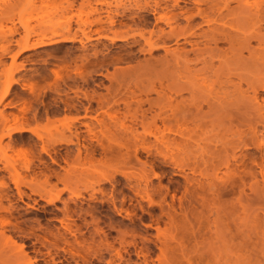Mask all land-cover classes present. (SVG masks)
Instances as JSON below:
<instances>
[{
	"label": "rangeland",
	"instance_id": "1",
	"mask_svg": "<svg viewBox=\"0 0 264 264\" xmlns=\"http://www.w3.org/2000/svg\"><path fill=\"white\" fill-rule=\"evenodd\" d=\"M29 1L30 0H0V48L4 47V49H5L4 50L1 48V50H0V52H1L0 53V96L4 91V88L7 86L6 83H8V85L11 84L9 87V92L7 94V97L3 101H0V111L2 112V115H4V117H7V118L17 117L18 120H20V118L21 119L23 118V120L25 119L27 121L29 120L28 124L27 125L25 124V126L29 127V128H35V133H33V135H32V132H27V131L21 132V133H14L10 137V139L3 138L1 141V146L8 144L10 146V148L12 149L11 150L9 148L8 150H5V152L7 153L6 155H7L8 159H14L15 156H17V155H15L16 151H20L22 153V155L20 153L17 156V158H19V156H21L22 159L26 158L27 161L31 160V163H32L31 169H30L31 172L28 170H26L28 172L23 170L22 171L23 173H22V172H20L22 170L20 167V164H16V166H15L16 169L21 174H23L22 176L25 177V179L30 180V178H34L35 180H32L33 183L38 184V183L43 182L45 175L48 173L49 177H51L48 179V181H49L48 184L52 188L49 187L48 185L46 187V185H45V188H46L45 190L48 191V193H46V194L44 193V194H42L43 196L40 197L37 194L31 193V191L29 190L28 187H26L24 185H20L19 189L21 190L20 192L22 195H19L20 197L18 198L17 190L14 188V186H12L13 184L9 180L8 174H6L8 172L3 170L2 163L0 164V181L5 182L7 184V186L9 187V189L6 187L7 189L4 190V193H6V194H2V196H3L1 199L2 205L6 206L7 204L8 205L11 204L13 207L15 206L14 208H16L15 212H13V215H15V216L10 217L13 219L9 220L10 219L9 218L8 222L13 223V224L15 222L14 225L16 227H17V225L19 226V227H17L16 230H14L11 226H9L8 229L10 231H8L7 235H9V234L13 235V236L12 235L11 236L14 238V240H16L15 242H16L17 246H18V243H19V246L23 245V251L25 250L24 252L27 254L28 257L33 258V256H34L35 258H37L36 262L33 264H43V262L49 260L50 257H52L54 252H55L54 249H49V252H47V250H48L47 244L42 245L40 240L42 238H45L46 241L48 240L47 242L53 241V240H51L52 237H50V238L48 237V236H50L49 234L44 235V233H43L44 229H50V231L52 230L54 232L56 231V229L57 230L59 229L60 231L62 230L61 224L57 221V219H62V217H63L61 212L58 209L62 208V206H63L62 202H64V200H65V202L69 203L70 209H74L75 213L77 212L76 213L77 216L75 215L74 212H72L74 215L73 216L72 213L69 211V216L71 215V217H69L68 221L65 220L66 223H69V228L71 229V232L69 234H66V237L68 236L67 238H69L68 240L70 242L69 248H70V246H74V248L71 247L72 249L71 248L69 249L68 246H65V249H69V251L72 250L71 252H73L74 255H73V257H71L70 255L66 256L67 254H64L67 258V261L63 262L62 264H141L142 258L136 256V252H140V251L143 253H146V259L148 260V262H151L153 264H159V263H156L157 262L156 256L158 255L157 247L160 246V244H161L160 240H162V238H163L162 237L163 236L162 230L166 227H169V226L166 223L167 222L166 217L164 215H160V211H159V208L157 205H161V207L164 205L163 210L166 209L165 208V206H166L168 208V210H171L170 212H172V209H169V207L171 206L175 210V212L177 213L176 217L178 219V218H180V217H178V216H180L179 215L180 206L181 207H187V205H188V206H191V208L193 207L194 210L197 211L201 208L199 202L203 201L204 196L206 197L204 202L206 201L208 204H210V207H213V208H211V213L208 214L209 219L211 220V221L209 220L210 222H212L214 219L213 218L214 215L212 213H215L216 209H219V211H221L222 209L225 208L224 210L228 211L227 209L230 208L229 209L230 211H228V213H231V212L232 213H231V217H230V214L228 215L229 220L228 219L227 220L229 222H231V223H229V226L231 227V231L235 229L234 226L237 224H238L237 228L239 229V227H240V230H242V232L245 234H247V232L250 233L252 231V228H253V234L255 233V230L257 228L258 229L256 232H258V233H260L262 231V229L264 231V228H262L263 227L262 222H264L263 221L264 220V218H263L264 217V182H263L264 171L262 174L259 173L260 171H258L259 170L258 165L255 163L257 161L259 164L258 156H261L263 158V162H264V144H262V142L264 143V138H263L264 137V128H263L264 125H263V123L261 124V123H257L254 121L257 118V116H255V113H254V112H257L256 108H254L255 111H254V109H249L248 111L247 110L243 111V109H241V107H239V110H238V108H233V109L231 108L230 111H232V112H227L228 114L231 113L229 121H228V119L223 118V116L215 118L216 115H215V117L212 115L207 116L206 119H203L204 122H206V123L210 122L212 124L211 126H215L213 128L210 126V123L207 124L208 126H205L206 123L204 124V127L206 128L207 131H208V128H209V130L213 129V131H214L213 134H215V131L221 132V129H222L221 127L222 126L224 127V125H222L223 121H225L224 122L225 124L229 123L228 125L226 124L227 127L230 125H232V127L231 128L228 127L230 129V131H229L230 133L228 132V134H227L229 137L228 136L226 137L225 135H223V137L221 136L219 138L220 135L218 134V137L216 136V137H214V139L213 138L212 139L210 138L208 140L207 139H201V141L199 139L198 141L200 144L196 143V145L198 146V148L200 146V149H198L196 146L197 150L203 152V150H207L206 148L220 149L223 146H227V144L229 145V142L233 141V139H234L233 142L244 140L243 142H245L244 143L245 147H244V145H240L241 147L239 146V149L236 148V150H235L237 152H235V151H233V152L236 153V155H243L244 154L245 158H243L242 163L231 161L230 168H232V169L229 168V169L225 170V168H220L219 170L213 171L209 167L205 168L204 165H200L202 163V161L199 160L200 159L199 157H197V158L191 157V158L187 159V158L183 157V155H181V153H178L176 155L175 161H171V159L168 158L170 152L167 151V147L165 150L164 145L159 143V141L153 139L152 136L148 137L149 139L147 138V140L144 141V144L146 143L144 145L146 148L149 149V146H150L149 150L146 148L144 150L139 149L137 154L135 156H133L132 148L131 147L129 148L130 149V151H129L130 152V158L128 160V163H129L128 164V163H126V161L124 162V160H123L124 159L123 154L125 152L124 149L120 150V153H118L119 155H109L108 152H106V151L104 152L101 145L103 147H106L108 145L107 144L108 139L106 137H103L100 135V133L98 132L99 128H97L98 126H96V124H94L95 127L93 125L91 126V128L93 127L92 129H94V131L92 130L93 131L92 133H87L86 127L84 125H81L79 122L88 123V122H90L88 119H85V120L78 119V121L73 122L71 124V130L70 131L65 129V127L63 126L64 122H67V120L71 117H78L79 115H82L81 113L84 111V108H88L91 110L90 115L92 113L94 114V115L92 114L91 116H94L97 119H102L103 115H102V112L100 110H105L106 107H108L107 106L108 104H112L111 100L114 101V99L116 102H119L117 104L119 106L120 111L117 113V116L119 115L118 117L121 118L120 117L122 115L121 112L124 111V109H122L123 108L122 107L123 102L128 101L130 104L131 103L134 104V106H135L136 101H138V100L143 101V100H150L151 99L150 101L153 102L157 96L155 94V92H160L161 94H166V96L173 99V104H175L179 100H184V99L190 100L193 98V99L199 101L200 105L202 103L203 104V106H202L203 112L204 111L207 112L208 109H207V107L205 108V106H206L204 104L205 102L201 99H204V98H206L205 96L209 95L208 94L209 90H207V89L210 87V84H211V88H213V91H217V89H219L218 83H216V82H215L216 84L211 83V82L215 81V78H214L215 76L213 77L211 70H207L208 72L206 71V72L202 73L201 69L203 68V66L201 63H199V64L196 63V65H195L193 55H188L189 61L187 63H188V66L192 70L190 75H187L186 73L183 72L184 71L183 68H184V66H186L185 63H184L185 65L180 63L181 66L178 64V65H176V68H175L174 67L175 65H172L173 64L172 61L167 60V59H170V56H169L170 53H166V51L171 52L175 48L176 49H183L184 48V50L190 49V47L188 45L182 44L183 40L181 38L178 39L177 44H175V42H174L175 40H173V38L170 39V38H166V37L155 41L157 43L161 42L160 44H162V41L164 42V40L166 39V42H164L165 47H166V51H164V49H157V50L151 51V53H148L145 50L144 51L139 50V48L141 46H143V41L137 35V33L140 32L139 31L140 29L144 30V31L143 30L142 31L145 32L144 33L145 36H147L146 31H148V30H150V31L156 30V32H157L159 29H162V28L164 31H168V29H169L168 26L166 24H164V22L155 23L154 17L151 14H148L149 12L142 11V10H135V13H137V12L138 13L133 18L131 17L133 15H129L130 17H128V15L123 16V17H120V16L117 17L115 15H112L113 18L115 19L113 24H111L108 21L106 23L100 24V26H99V24L98 25L88 24V22L91 21V19H93L95 17V15H93L92 17L88 16L86 13H83L80 10V8L78 7V6H82V5L85 6V3H82L84 0H68L69 2L73 1V4H74V6L72 5V7H70V8H69V6H68V8H66L67 7L66 4L65 3L62 4L58 0H32L33 7H29ZM105 1L107 2V5H98L99 7L97 6L103 12L106 10H109V9L110 10L115 9L116 7H117V9L121 8V10H122L123 6L121 4H123V3H124L123 5H128V3H127L128 0H105ZM166 1L163 2L164 4H161L162 6H165V4H166V6L169 8L168 9L166 7V9H163L164 12L167 13L166 17H172V13L174 11H176V13H173V14H176V16L179 19L177 18L175 23L172 24V26L178 25L181 27H184L186 24L184 16L181 15V13H183L184 11H185V14H186V12L188 14H196L198 12V9L201 8V10L203 9L204 11L206 10L205 12H209V10H211V9L214 10L217 7L218 8L221 7L222 6L221 4L223 3V2L221 3L220 0L218 1V3L216 2L217 0H214L215 3L212 2V4H216V6H212L213 8L209 9V6L211 5V0H206V1L204 0L202 2V4L200 2V4H198V5L192 3L194 6H192V4L189 0H180V1L177 0L178 1L177 6H173L175 4L174 1H176V0H166ZM252 1H254V0H252ZM255 1H258V0H255ZM208 3H210V4H208ZM231 6H234V4H231ZM118 7H120V8H118ZM180 9H181V12L180 11L177 12ZM171 11H172V13L170 15H168ZM224 12L225 11H223V13ZM104 15H106L105 12L101 13V16L103 19H104V17H103ZM145 15H147V16H145ZM125 17H127L129 19H127V18L125 19ZM137 17H138V19H137ZM120 18H121V20H120ZM130 18H132L135 21L142 19V23L144 21L145 24L143 23L141 25V21H138L140 23L137 24L138 22L132 21V20H130ZM139 18H141V19H139ZM144 18L147 20L145 21ZM78 19L81 20L80 25L77 23ZM67 22L70 23L69 24L70 27H67L65 25V23L67 24ZM197 22L201 23V25L198 24ZM192 23H193V25H196V23L198 24V26L200 25L198 27L200 30H206L208 27V25H206L204 22H202V20L199 18H195ZM192 23H190L191 26H193ZM48 25H49V27H46ZM146 25H147V27L144 28ZM212 25L210 24L209 26H212ZM78 26H80V27H78ZM262 27L264 28L263 24H262ZM25 28H27V30H28L27 32H28L29 36L24 31ZM49 28L55 29V30L51 31ZM65 28H67V29H65ZM129 28H131V30L133 29V31L131 32L129 30ZM134 28L136 30L135 31L136 33L134 32ZM47 29L50 30V31L48 30L49 31L48 34L46 33ZM41 30L44 32H42ZM137 30H138V32H137ZM13 32H15V33L13 34ZM196 32H199V30H197ZM34 33H37V34L35 35ZM41 33L45 34V37L50 36L49 38L58 39V40H60L59 37L62 35L71 36L72 34H75L76 38L80 39L81 42L80 43L79 42L64 43V42L57 41V42H54V43L47 45V46L33 48V49L26 51V52H19V49H18V48H20L19 46H21L25 41H27V39H28L27 42L34 43L36 40L41 38L40 37ZM53 33H55V34H53ZM83 33L85 35H83ZM25 34L27 35V39L25 38L26 37ZM38 34H39V36H38ZM54 35H56V37H54ZM113 36H115V37L112 38ZM37 37H38V39H37ZM85 37H88V39H86ZM154 37L153 38L155 40L156 36H154ZM162 39H164V40H162ZM88 40H90V41H88ZM188 40L197 42L199 47L201 46V44H203V40H201L200 38L191 37V38H188ZM200 41H202V42H200ZM251 45L256 46V44L254 42L251 43ZM85 46H86V48H85ZM210 46H213V45L210 44ZM217 46H218V48H220V47L225 48L226 44L225 43H219ZM202 47H203V45L200 48H202ZM144 49H146V47ZM4 51H5V53H4ZM17 51H18V54L20 53L19 55L17 54ZM2 53H4V54L1 55ZM47 53H48L49 57L47 56ZM243 54L245 55V56L242 55L243 61L247 57L246 62L247 61L249 62L248 54L246 52L245 53L243 52ZM13 56H15L14 59H12ZM206 59H208L207 56H206ZM13 60H14V62H13ZM160 60L165 63L166 69H165V66L161 68V64L162 65H164V64ZM165 60L170 61V62L166 63ZM212 60H214V62H212L213 67H214V69H216L217 68L216 66H218L219 62L215 59H212ZM155 61H157V62H155ZM145 62H146V64H145ZM259 62H260V60H259ZM152 63L155 65L156 64L157 65L159 64V65L155 66V65H152ZM169 63H171V64H169ZM19 66H21V67H19ZM151 66L153 67V69L151 68ZM249 66H247V69L248 68L250 69L252 67V66L251 67H249ZM170 67H172V68H170ZM256 67H258V68H256ZM256 67H254L253 70L251 68L250 71L252 70L255 73L263 72L262 65H259V66L256 65ZM255 68L257 70H255ZM122 69H124V70H122ZM199 69L201 70V72ZM247 69H245V70H247ZM167 70H169V71H167ZM179 70H181V71H179ZM193 70H196L198 72H196V71L194 72ZM245 70H243V71H245ZM51 71H52V73H51ZM170 71L173 73H171ZM235 71L236 72L237 71L242 72L241 69H238ZM120 72H123V73L121 74ZM168 73H170V74H168ZM205 73H207V74H205ZM79 74H81V75H79ZM176 74H179V75H176ZM240 74H242L243 78H246L247 74H249V73L246 71V72H242ZM170 75H174L175 78L173 76L170 77ZM185 75H187V76H185ZM204 75H206L207 78H205ZM209 75H212V76L209 77ZM115 76L118 78V80L119 79H120V81L122 80L120 82L121 86H119V87L117 86L116 82L114 81L113 77H115ZM78 77H80V78H78ZM111 77H112V79H110ZM203 78L205 79V81ZM237 78L238 77H236L235 75H229V80L232 81V83L230 82L231 85L226 84V85H224V87L221 88V90L223 89L222 91H225V90L231 91V90H233L232 86L237 85V81H239V83L241 84V87H243L242 90H245V92L243 93V98H245L247 95H248L247 98H250V96H252V92L250 94V90L246 89V86L243 85L244 83H242L243 81L240 79H237ZM134 79L138 80L139 83L137 84L138 81H136V83H134L135 82ZM141 79H142V81H141ZM192 79L198 80L200 82H204L205 88L201 89L202 91L200 90V94H195L198 96H195V95L190 96V94L188 92H185V91H182L183 93H180V95H176V94L172 93L174 91H172L171 88L170 89L168 88L171 86V83H175L174 86H171V87H176V86L178 87V85L186 84V82L188 83L189 81H192ZM201 79L203 81H201ZM206 79H210V80H206ZM225 79H226V77L221 76L220 80L222 82H224ZM123 80H125V81H123ZM143 80H144L145 84H144ZM176 80H178L179 82L178 81L176 82ZM13 81H16V82H13ZM65 81L67 82L68 85L66 84ZM129 81H131V82H129ZM183 81H185V82H183ZM208 81H209V84H207ZM129 84H130V86H129ZM135 84H137V86ZM212 84H214L215 86H213ZM111 85H112V88H111ZM122 85H124V86H122ZM125 85H126V87H125ZM138 85H141L140 87L142 89ZM146 85H147V87H146ZM127 86L129 88H127ZM115 88H117V89H115ZM211 88H209V89H211ZM105 89L109 90V91H106ZM118 89H119V91H118ZM143 89H145L146 91ZM110 90L113 91V92H111L112 94H114V93H116V94H114L112 98H109L111 100H107L108 101L107 104L103 103V105L105 104L104 105L105 107H103L102 103H100V101H102V96L105 93H106L105 95H107V96L104 95L103 97L110 96V95H108V94H110ZM115 90H117V91H115ZM131 90H132L133 94H135L136 96H133V95L129 96L128 95V93L131 92ZM221 90H219V91L222 92ZM141 91H144V93ZM206 91H208V92H206ZM146 92L147 93L149 92V94H146ZM84 93H85V95H87V94L89 95V96L87 95L88 98H85ZM202 93H203V96L200 99V96L202 95ZM91 95L93 97H91ZM94 96L96 97V99ZM99 96H101V98ZM181 97H182V99H181ZM256 97H257V99L255 101H258L257 105H259V103H260V109L262 110V108L264 106V91L259 90L256 94ZM89 98H92V99H90L91 101L89 100ZM120 98L124 101H121ZM247 98H245V99H247ZM119 100L121 101V103ZM97 101H98V104H96ZM88 103H89V105H88ZM246 103H247V105L251 104L249 102H246ZM69 105H72L73 107L72 106L70 107ZM147 105H146V103H142L141 108L143 107L142 108L143 113H144V114L142 113L144 116L143 120L147 117L148 120L146 122H149L151 115H153L155 113V111L157 112V106H155L153 103L151 104V107H149V105L148 106ZM253 105L255 107H257L256 102L253 103ZM74 106H76V108ZM100 106H101V109H100ZM131 106H132V108H134L133 105H131ZM67 107H68V109H67ZM82 107H84L83 110H81ZM148 107L150 108L149 110H148ZM152 107H156V108H152ZM141 108H140V111H142ZM70 110H71V112H70ZM150 110H152V111H150ZM165 110H168V108H165ZM72 111H73V113H72ZM140 111L137 112L139 115H140ZM245 111L248 114L247 113L243 114ZM110 112H112V111H110ZM137 113H136V116L138 115ZM261 113L264 116L263 110L261 111ZM145 114H146V116H145ZM166 114H169V112L167 111ZM166 114L164 113V115H166ZM238 114H240V115H238ZM63 116L65 117L64 118L65 121L62 118ZM241 116H243V119H244L243 123L240 122L242 118L240 119L239 117H241ZM249 116H250V118H252V116H253L252 119H254V117H256L254 120H252L253 123H252L251 119L249 118ZM139 117H137V118L140 119ZM47 118H48V120H47ZM52 118L54 121H51ZM222 118H223V120H222ZM238 118H239V121H238ZM212 120H215V121L212 123ZM232 120H234V121H232ZM47 121L50 122V125ZM62 121H64V122H62ZM220 121L222 122V124ZM92 122H94V121H92ZM219 122L222 126H220ZM232 122L235 125H233ZM236 122L238 123L239 126L240 125L241 126L238 127ZM244 122L245 123L247 122V123L245 124ZM47 123H48V125L46 126ZM124 123L126 124V126L130 125L129 127L133 128V129H134V127H137V129L136 128L135 129L137 130L138 133L143 132V130L141 129V127L138 124L139 123L138 121L136 122L137 125L134 122H130L127 120ZM169 124H172V122ZM251 124H253V126ZM37 125H38V127H36ZM134 125H136V126H134ZM157 125L160 126V124L158 122H157ZM187 125H185L184 127H187V129H189L191 127L193 128V124L189 123ZM242 125H243L244 129H240L242 127ZM217 126H219L221 129ZM234 127H236L237 129ZM152 128H154L153 125L150 127V129L152 132L155 133L156 132L155 128L154 129H152ZM205 128H203V130H205ZM228 128H225V129H228ZM249 128L250 129L255 128L256 135L258 137V141L254 144L252 143V140H250L251 135L249 134V132L245 133V130L250 131ZM218 129H220V130H218ZM231 129L233 130V132ZM197 130H199V129H197ZM222 130L224 131V128ZM238 130H241V131L243 130L242 134L245 135L244 139L242 138L243 135H241L242 136L241 138L239 137L238 140L237 139L235 140V138H237V137L236 136L234 137L233 133L238 131ZM75 132L78 133V138H79L78 144L75 143L76 139L73 136V135H75ZM209 132H212V131H209ZM247 134L249 136H247ZM70 136L72 137V139L74 141L71 139ZM173 136H174L173 134H170L169 138H172ZM224 136H225V139H224ZM231 136H232V138H231ZM64 138L71 139L72 142L71 143L70 142L69 143H59L58 141H57V143L53 142L54 140L56 141V140L64 139ZM169 138L168 139L166 138V139L169 140ZM177 139H179V137H177ZM260 140H262V141H260ZM49 141L53 142V143H50ZM97 142L99 144H97ZM191 142H192L191 144L195 145V142L194 143H193V141H191ZM258 143H260L262 145H260L258 147V145H257ZM41 145L42 146L48 145V149H50L49 147L51 146L50 150L52 151V153H50L51 152L50 150H48L47 154L41 152V148H40ZM206 145H208V147H206ZM215 145L217 146V148ZM202 147H204L203 150H201ZM256 148H257V150H256ZM78 151H80L79 152L80 155H78ZM87 151L89 152V154L91 153L93 155V157L91 154H90L91 155V157H90V155H88ZM39 153H40V156H39ZM167 153H168V155H167ZM174 153H176V152L174 151ZM85 154H86V156H85ZM120 154H122V155H120ZM46 155H48V156H46ZM75 155H77L76 159L74 158ZM246 155L248 156L249 159L246 157ZM52 156H53V158H52ZM63 157H65L66 160ZM82 157H86V160H85V158L82 159ZM252 157L255 158V162H253L254 158H252ZM49 158L51 160L54 159L55 162H52ZM36 159H37V161H36ZM42 159L44 162L43 161L41 162ZM32 160H34V161H32ZM61 160H63V162ZM67 160L69 163L66 162ZM77 161H78V163H77ZM122 162H123V164H122ZM36 163H37V165H36ZM39 163H41V165ZM250 163L255 164V165H252ZM42 164L47 165V166L44 165V167L46 169L43 167ZM34 165L36 167L37 166L38 167L35 168ZM60 165H62V167H64V168H62ZM126 165H127V167H126ZM33 166H34V168H33ZM48 168H50L51 170ZM39 170L41 171V173ZM42 170H45V171H43V173H42ZM249 170H251V171H249ZM49 171H50V173H49ZM32 173L34 175H32ZM37 173H39V175ZM55 173H56V175H55ZM51 174L53 176H50ZM63 174L65 175V177H62ZM36 175H37V178H36ZM109 175H110V177H109ZM237 175L238 176L240 175V176L238 177ZM56 176L61 177V178L58 180V178H56ZM107 177L110 179L104 180ZM135 178H137L138 180L135 181ZM140 178H141V180H142V178L144 180L145 179L146 180L141 181ZM63 179H65L66 181ZM138 182H140L139 187H143V186L145 187L146 186V188H145L146 191L144 190V187L142 190H141V188L138 189V190H141L139 192L134 191V188H136V186L138 185ZM211 183L212 184L214 183L213 184L214 186H211L212 185ZM209 184H211V185H209ZM63 185H67V187L69 186V191H64L63 193H61L59 196V198H60L59 201H55L53 204H47L44 198L47 196L55 194L56 190H60L63 188ZM208 185H209V187H208ZM131 186L133 188H130ZM199 186L201 188H199ZM206 187L207 188L214 187L215 191L217 190L216 192H218V194L213 195V194L206 192V191H205V193H203V189L207 190ZM53 188H54V190L55 189L56 190L55 191L52 190ZM99 189L103 190L104 193L101 194L100 192H98ZM151 190H152V192H151ZM221 190L223 192L225 191L224 195H223V192L220 193ZM230 190H231V192H230ZM256 190H258V192L260 190L262 191V192L261 191L259 192L260 196L258 194H257L258 196L255 195V193H258ZM154 191H156V192H154ZM226 192H227L228 196H227V194H225ZM73 193L76 195V198H75V195ZM151 193H153V194L151 195ZM197 193H199V194H197ZM206 193H208L207 196H206ZM23 194L25 195V197ZM91 194L94 196L93 199H92ZM190 194H193V195H190ZM196 194H197V196H196ZM209 194H211V195H209ZM220 194L224 197V198L223 197L221 198L222 201L219 199L221 197ZM44 195H45V197H44ZM202 195H203V197H202ZM225 195L227 197H225ZM261 195H263V196H261ZM89 196H91V198ZM192 196L195 198H193ZM6 197H8V198H6ZM190 197H192V199ZM201 197L203 198L202 201L199 200ZM74 198H75V200H73ZM129 198H131V199H129ZM214 198L216 199V201ZM8 199L10 202L8 201ZM194 199L197 200L199 205L197 204V202ZM7 201H8V203H7ZM111 201L113 202V204L110 203ZM214 201H215V203H214ZM210 202H212V203H210ZM224 202H226V203H224ZM137 203H138L139 207H138V205H136ZM191 203L194 205H189ZM213 203H214V205H213ZM216 203H218V206ZM222 204L225 205V207L221 206ZM115 205H116V207H114V208L116 211L113 210V206H115ZM196 205H198V206H196ZM219 206H221V207H219ZM110 207L112 208V211H110L111 210ZM198 207H199V209H198ZM77 208H78V210H77ZM89 209L90 210L94 209L92 211L94 218H92V217L86 215V213H84L85 210H89ZM51 211H53V212H51ZM82 211H83V213H82ZM129 211H130V215L133 213L134 214L131 216L128 215ZM131 212H133V213H131ZM3 213L4 212H0V216L1 215L5 216V213L4 214ZM158 219H160V220H158ZM95 220L97 221L98 227L102 228V230H103V234H101L99 236L94 235V227H95L94 221ZM188 220H191V219L188 218ZM155 222H158V226L161 230V232H160L161 234H159V235H156L157 232L154 229L147 228V225H151L152 227H154ZM247 222H249V223H247ZM255 222L257 223V225L254 224ZM131 223H132V226L130 225ZM111 224H113L114 229H110L108 227ZM75 225L78 227H76ZM254 225H256V226H254ZM210 226H209V230H206V229L203 230L202 229L200 231V234H203L201 236L204 238L205 237L211 238L212 243L215 242L213 244L214 245L213 248L215 249V251H224V247L226 249L232 248L230 250H233V246H232L234 244L233 242H235V244H237L240 241V238L236 237V235H235V237H234L235 241L232 239L231 242H229L228 240H230V239L227 237V233L224 231L223 228L222 229L218 228V230H217V228L214 225H212L211 223H210ZM257 226H259V227H257ZM242 227H244V228H242ZM76 228H80L81 235L79 234V232L74 231ZM131 228H133V229H131ZM215 229H216V231H215ZM243 229H245V230H243ZM120 230H121V232H120ZM17 231L19 232V234ZM117 231H119V232L117 233ZM263 231H262V233L264 234ZM123 232H125V233H123ZM187 232H189V231H187ZM217 232L219 233V236H218ZM223 232H224V234H223ZM232 232H234L233 234H236L235 232H237V231L235 229V231H232ZM120 233L123 234L124 239L126 238L124 240L125 242H132V244H129V247H127L128 245L123 246V244H125V243H122V244L120 243V238H119ZM169 233L167 232L164 234H165V236H167ZM179 233H180V235H179ZM179 233L176 232V236H177V234L179 235V237L182 236L181 232H179ZM206 233H208V234H206ZM209 233H210V235L211 234L212 235L209 236ZM213 233H215V234H213ZM72 234H75V235L73 236ZM253 234H251V235L249 234L250 239L252 242H254L253 240L256 239V244H257L258 243L257 238H254ZM104 235L106 236L107 241L111 242V246H112L113 250L117 251V253L120 254V256H121L120 259L114 258L113 254H112L113 252L111 250L106 249L103 246L99 250L101 252L100 255H102V257L99 256L102 258L101 259L95 254L94 251L93 252L89 251V253H84L83 251H80V246L75 244V242H81V244L82 243L86 244L92 236H93L94 241L97 243L99 240L103 239ZM213 236H214V238H213ZM143 238H147V239L145 240ZM132 239L135 241V243ZM220 239H222V240H220ZM236 239H238V241ZM190 240H192V238ZM71 241H75V242H71ZM221 241H222V243H221ZM224 241L227 244H224ZM142 242H144V244H146V245H144ZM72 243H73V245H72ZM190 244L191 243L188 244V248H189ZM207 244H208V242H207ZM207 244H206V240H205L200 248H202L203 246H206ZM229 245H230V247H229ZM44 246H46V247H44ZM121 246L123 247V249ZM146 247H148L147 248L149 250L148 253L145 252ZM259 247L260 246L258 245V248H256V250H255L253 247H251L249 245V248L247 247L248 250L247 251L245 250L246 253L244 251L245 255L248 254L247 255L248 264H251L252 263L251 261H254L255 264L261 263L260 260L262 261V259H261V252H259V250H260ZM46 248H47V250H46ZM93 249H95V248L93 247ZM7 250H9V249H7ZM191 250L192 249H190L189 251H191ZM251 250H253V251L251 252ZM16 251L17 250H13L12 252H10L8 254L10 256H12V254H14V252H16ZM255 251H256V253L259 254L258 257H257V254L255 255ZM241 252H243V251H241ZM253 252H254V254H253ZM58 254L63 255V253L61 251ZM78 254H79V256H78ZM188 254H189V252L187 253V255ZM252 254L254 255V257H252L253 256ZM216 257L218 258V255ZM216 257L214 259H215V262H217L218 264H220L221 262H222L221 264H224L225 261H223V260H226V258H228V256H226V257L225 256H223V257L219 256V258H218L220 260L219 261ZM235 257H236V255H235ZM223 258H225V259H223ZM259 258H260V260H258ZM11 259L12 260L10 261L9 264H17V262L14 260L13 256L11 257ZM214 259H212V260L214 261ZM97 260H99V261H97ZM108 260H111L112 262L108 263L107 262ZM249 262H251V263H249ZM180 263L186 264V261L181 260Z\"/></svg>",
	"mask_w": 264,
	"mask_h": 264
},
{
	"label": "bare ground",
	"instance_id": "2",
	"mask_svg": "<svg viewBox=\"0 0 264 264\" xmlns=\"http://www.w3.org/2000/svg\"><path fill=\"white\" fill-rule=\"evenodd\" d=\"M59 2H61L62 4L63 3H65L66 4V8H68V6H69V8L70 7H72V5L74 6V4H73V1L72 2H69L68 0H58ZM166 0H128V5H123V4H121L123 7H122V10H121V6L120 7H118V8H120V9H117V7L115 8V9H112V10H106V11H104L105 13H106V15H104L103 17H104V19L102 18V16H101V13H104L101 9H99L98 7V5H107V2L105 1V0H84L82 3H85V6H78L79 8H80V10L83 12V13H86L88 16H93V15H95V17L93 18V19H91V21H89L88 22V24H92V25H98L99 24V26H100V24H103V23H106V22H110L111 24H113L114 23V21H115V19L113 18V16L112 15H115V16H117V17H123V16H126V15H128V17H130L129 15H133V16H131L132 18L138 13H135V10H142V11H146V12H149L148 14H151L153 17H154V21H155V23H158V22H164V24H166L167 26H168V31H164L163 30V28L162 29H159L157 32H156V30H148V31H146V33H147V36H145V32H143L141 29L139 30L140 32H138V30H137V35H138V37H140L141 38V40L143 41V46H141L140 48H139V50H141V51H147L148 53H151V51H154V50H157V49H164V51H166V47H165V44H164V42H166V39L164 40V39H162V40H164V42L162 41V44H160L161 42H159V43H157V42H155V41H157V40H160L161 38H170V39H172L173 38V40H175L174 42H175V44H177V42H178V39L179 38H181L183 41H182V44H186V45H188L189 47H190V49L189 50H184V48L183 49H174V50H172L171 52H168V51H166V53H170L169 54V56H170V59H167V60H170V61H172V65H175L174 67L176 68V65H180V63H182V64H186V66H184V73H186L187 75H190L191 74V72H192V70H191V68L188 66V55H193L194 57H193V59H194V62H195V65H196V63L197 64H199V63H201L202 64V66H203V68L201 69L202 70V73H204V72H206L207 70H211V72H212V75H213V77L215 78V81H213V82H211V83H214V84H216V83H218V87H219V89H217V91H213V88H211V84H210V87L209 88H211V89H207V90H209V95H207V96H205L206 98H204V99H201V97L203 96V93H202V95L200 96V99L201 100H203L205 103V108L207 107V109H208V111L207 112H203V108H202V106H203V104L201 103V105H200V103H199V101H197V100H195V99H190V100H179V101H177L175 104H173V99H171L170 97H168V96H166V94H161L160 92H155V94L157 95L156 96V98H155V100L153 101V102H151L150 100H143V101H136V103H135V106H134V104H130L128 101H126V102H123L122 104H123V108L122 109H124V111L123 112H121V118H119L118 116H117V113L120 111V109H119V106H118V104L117 103H119V102H116L115 101V99H114V101H112L111 99H109V98H112L113 97V95L114 94H116V93H114V94H112L111 92H113L112 90H110V94H108V95H110V96H108V97H103L102 96V101H100V103H102V105H103V103H106L107 104V100H111V102H112V104H108L107 106L108 107H106V109L105 110H100L101 112H102V115H103V118L102 119H97L96 117H94V116H91L90 115V113H91V110L90 109H88V108H84V107H82V109L81 110H83V108H84V111L81 113L82 115H79L78 117H71V118H69L68 120H67V122H64L65 120H64V116L62 117L63 118V120L64 121H62V122H64V124H63V126L65 127V129L66 130H71V124L73 123V122H75V121H78V119H80V120H85V119H88L90 122H88V123H84V122H79L81 125H84L85 127H86V132L87 133H92L93 131H94V129H92L91 128V126L93 125L94 126V124H96V126H98L97 128H99L98 129V132L100 133V135L101 136H103V137H106L107 139H108V145L106 146V147H103L102 145H101V147L103 148V150H104V152L106 151V152H108L109 153V155H119L118 153H120V150L121 149H124V162L126 161V163H128V160H129V158H130V147L132 148V151H133V156H135L136 154H137V152L139 151V149H141V150H144L146 147L144 146L145 144H144V141H146L147 140V138L148 137H151L152 136V138L153 139H155V140H157V141H159V143H161V144H163L164 145V149L166 150V147H167V151L168 152H170V154H169V157L168 158H170L171 159V161H175V157H176V155L178 154V153H181V155H183V157H185V158H187V159H189V158H191V157H193V158H197V157H199L200 159L199 160H201L202 161V163L200 164V165H204L205 166V168L206 167H209L210 169H212L213 171H216V170H219L220 168H225V170L226 169H229L230 168V165H231V161H234V162H238V163H242V160H243V158H245V155L243 154V155H236V153H234L233 151H235L236 150V148H238L239 149V146L240 145H244V147H245V142H243L244 140H242V141H236V142H233L234 141V139H233V141H231V142H229V145L227 144V146H221L222 148H220V149H212V148H206V147H208V145H206V149L207 150H203L204 149V147H202V149L201 150H203V152H201V151H199V150H197L196 149V143H199V139H200V141H201V139H214V137H218V134L220 135L219 136V138L222 136L223 137V135H225L226 137L228 136L227 134H228V132L230 131V129L229 128H231L232 127V125H230V126H228L227 127V125L229 124H225L224 122L225 121H223V124H222V122H221V124L222 125H224V127L220 124V122H219V124H220V126H222L221 128L223 129L224 128V131L219 127V126H217V127H219L220 129H221V132H219V131H215V134H213V129L212 130H209V128H208V131L206 130V128L204 127V124L206 123V122H204L203 121V119H206V117L207 116H214L215 117V115H216V117L215 118H218V117H220V116H223V118H226V119H228V121L230 120V114L231 113H227V112H232V111H230L231 110V108L233 109V108H238V110H239V107H241V109H243V111L244 110H249V109H254V108H256L257 109V112H254L255 113V116H257V118L256 117H254V119H252L253 118V116H252V118H250V116L252 115L251 113V115L249 116V118L251 119V121L252 120H254L255 122H257V123H263V125H264V116L262 115V113H261V111L263 110L264 111V106H263V108H262V110L260 109V103H259V105H257L258 104V101H255L256 99H257V97H256V94H257V92L259 91V90H261V91H264V28L262 27V24L264 25V0H258V1H252V0H220V2L222 3L221 5V7H217L216 9H211V10H209V12H205L203 9L201 10V8L200 9H198V12L196 13V14H188L187 12H186V14H185V11L183 12V13H181V15L182 16H184V19H185V21H186V24H185V26L184 27H181V26H172V24L173 23H175V21H176V19L178 18L177 16H176V14H173V13H176V11H174L173 13H172V11L168 14V15H170L171 13H172V17H166V12H164V10L163 9H166V4H165V6H162L161 4H164L163 2H165ZM180 1V0H179ZM190 2H191V4L193 3V4H200V2H201V4H202V2L204 1V0H189ZM206 1V0H205ZM218 1L219 0H217L216 2L218 3ZM167 2V1H166ZM177 0L176 1H174V5L173 6H177ZM212 2H214L215 3V1L214 0H211V5L209 6V9L210 8H213L212 6H216V4H212ZM219 2V3H220ZM205 3V2H204ZM203 3V4H204ZM192 4V6H194ZM208 4H210V3H208ZM231 4H234V6H231ZM81 5V4H80ZM187 5V4H186ZM189 5V4H188ZM207 5V4H206ZM98 6V7H97ZM205 6V5H204ZM29 7H33V3H32V0H30L29 1ZM64 7V6H63ZM197 7V6H196ZM206 7V6H205ZM65 8V7H64ZM65 8V9H66ZM168 8V7H167ZM177 8V7H176ZM78 9V8H77ZM169 9V8H168ZM179 9V8H178ZM186 9V8H185ZM71 10V9H70ZM69 10V11H70ZM120 10V11H119ZM68 11V10H67ZM102 11V12H101ZM181 12V9L180 10H178L177 12ZM208 11V10H207ZM223 11H225L224 13H223ZM65 12V11H64ZM138 16V15H137ZM145 16H147V15H145ZM180 16V15H179ZM142 17V16H141ZM127 17H125V19H126ZM132 18H130V20H132V21H135V20H133ZM147 18V17H146ZM195 18H199V19H201L202 20V22H204L206 25H208V27H207V29L206 30H200L198 27L201 25V23H198V24H200L199 26H198V24L196 23V25H193V20L195 19ZM127 19H129V18H127ZM137 19H138V17H137ZM139 19H141V18H139ZM145 19V18H144ZM179 19V18H178ZM120 20H121V18H120ZM129 20V21H130ZM147 19H145V21H146ZM138 21H141V25L144 23V21H143V23H142V19L141 20H138ZM138 21H135V22H138ZM201 22V21H200ZM77 23L80 25V23H81V20L80 19H78V21H77ZM131 23V22H130ZM133 23V22H132ZM140 22H138L137 24H139ZM190 23H192V25L193 26H191V24ZM217 23V24H216ZM70 23L69 22H67V24L65 23V25L67 26V27H70V25H69ZM127 24V23H126ZM145 24V23H144ZM195 24V23H194ZM212 25V26H209V25ZM136 25V24H135ZM134 25V26H135ZM140 25V26H141ZM165 25V26H166ZM110 26V25H109ZM112 26V25H111ZM46 27H49V25L48 26H46ZM52 27V26H51ZM78 27H80V26H78ZM126 27V26H125ZM147 27V25L144 27V28H146ZM124 28V27H123ZM128 28V27H127ZM138 28V27H137ZM143 28V27H142ZM50 29V28H49ZM47 29V34L49 33V31L51 30V31H54L55 29ZM65 29H67V28H65ZM151 29V28H150ZM199 30V32H196L197 30ZM49 30V31H48ZM129 30L132 32L133 31V29L131 30V28H129ZM128 30V31H129ZM12 31V30H11ZM24 31L26 32V34L28 35V30H27V28H25L24 29ZM42 31V30H41ZM67 31V30H66ZM136 30H135V28H134V32H135ZM32 32V31H31ZM35 32V31H34ZM42 32H44V31H42ZM84 32V31H83ZM12 33V32H11ZM15 32H13V34H14ZM136 33V32H135ZM25 34V38L27 39V35ZM31 34V33H30ZM35 35L37 34V33H34ZM46 34V35H47ZM53 34H55V33H53ZM33 35V34H32ZM31 35V36H32ZM41 36V38H39L38 39V37H37V39L38 40H36L34 43H29V42H27L28 41V39H27V41H25L21 46H19L20 48H18L19 49V52H26V51H29V50H31V49H33V48H38V47H43V46H47V45H50V44H52V43H54V42H57V41H60V42H64V43H73V42H81V40L80 39H77L76 38V36H75V34H72L71 36H66V35H62V36H60L59 37V39L60 40H58V39H53V38H49L50 36H48V37H45V34H43V33H41L40 34ZM52 35V34H51ZM83 35H85L84 33H83ZM116 35V34H115ZM29 36V35H28ZM38 36H39V34H38ZM154 36H156V39L154 40ZM54 37H56V35H54ZM115 36H113L112 38H114ZM154 37V38H153ZM191 37H196V38H200L201 40H203V44H201V46L203 45V47L202 48H200L199 46H198V43L197 42H195V41H190V40H188V38H191ZM86 39H88V37H85ZM104 38V37H103ZM105 39V38H104ZM22 40V39H21ZM24 40V39H23ZM91 40V39H90ZM90 40H88V41H90ZM113 40V39H112ZM139 41V40H138ZM19 42V41H18ZM200 42H202V41H200ZM255 43L256 44V46H252L251 45V43ZM22 43V42H21ZM20 43V44H21ZM63 43V44H64ZM84 43V42H83ZM142 43V42H141ZM140 43V44H141ZM219 43H225L226 44V47L224 48H218V44ZM17 44V43H16ZM82 44V43H81ZM134 44V43H133ZM159 44V45H158ZM210 44H212L213 46H210ZM200 45V44H199ZM82 46V45H81ZM146 47V49H144ZM178 47V46H177ZM2 49H4V47H1ZM1 48H0V50H1ZM85 48H86V46H85ZM83 49V48H82ZM5 50V49H4ZM80 50V49H79ZM43 52V51H42ZM243 52L245 53H247L248 54V59H249V62L247 61L246 62V59H247V57H246V59L243 61V59H242V55H244L243 54ZM1 53V52H0ZM4 53H5V51H4ZM4 53H2L1 55H3ZM17 54H18V51H17ZM20 54V53H19ZM18 54V55H19ZM43 54V53H42ZM246 54V55H247ZM46 55V54H45ZM47 56H48V53H47ZM206 56L208 57V59H206ZM245 56V55H244ZM14 57L15 56H13V58L12 59H14ZM49 57V56H48ZM164 57V56H163ZM168 58V57H167ZM164 59V58H163ZM191 59V58H190ZM212 59H215V60H217L218 62H219V64H218V66H216L217 68L216 69H214V67H213V63L212 62H214V60H212ZM88 60V59H87ZM167 60H165L166 61V63H168V62H170V61H167ZM259 60H260V62H259ZM161 61V60H160ZM193 61V60H192ZM13 62H14V60H13ZM150 62V61H149ZM148 62V63H149ZM155 62H157V61H155ZM162 62V61H161ZM164 65H162L161 64V68L162 67H164L165 66V63L164 62H162ZM145 64H146V62H145ZM144 64V65H145ZM169 64H171V63H169ZM193 64V63H192ZM262 65V70H263V72H258V73H255V72H253L252 70L254 69V67H256V65L257 66H259V65ZM152 65H155V64H153L152 63ZM157 65V64H156ZM155 65V66H156ZM159 65V64H158ZM157 65V66H158ZM250 65V66H249ZM168 66V65H167ZM181 66V65H180ZM247 66H249V67H251L252 68V72L250 71V69L248 68L247 69ZM19 67H21V66H19ZM143 67V66H142ZM261 67V66H260ZM151 68L153 69V67L151 66ZM169 68V67H168ZM170 68H172V67H170ZM256 68H258V67H256ZM255 68V70H257ZM125 69V68H124ZM124 69H122V70H124ZM150 69V68H149ZM155 69V68H154ZM165 69H166V66H165ZM174 69V68H173ZM172 69V70H173ZM178 69V68H177ZM238 69H241L242 70V72H248L249 74H247V76H246V78H243V76H242V74H240V73H242V72H239V71H235V70H238ZM245 69H247V70H245ZM75 70V69H74ZM181 70H179V71H181ZM200 70V69H199ZM201 70H200V72H201ZM204 70V71H203ZM243 70H245V71H243ZM250 72H249V71ZM167 71H169V70H167ZM178 71V72H179ZM194 72L196 71V70H193ZM171 72V71H170ZM177 72V73H178ZM182 72V73H183ZM196 72H198V71H196ZM208 72V71H207ZM210 72V71H209ZM234 72V73H233ZM239 72V73H238ZM257 72V71H256ZM51 73H52V71H51ZM55 73V72H54ZM53 73V74H54ZM76 73V72H75ZM121 74L123 73V72H120ZM129 73V72H128ZM165 73V72H164ZM163 73V74H164ZM171 73H173V72H171ZM181 73V74H182ZM127 74V73H126ZM151 74V73H150ZM167 74V73H166ZM165 74V75H166ZM168 74H170V73H168ZM205 74H207V73H205ZM211 74V73H210ZM246 74V73H245ZM79 75H81V74H79ZM176 75H179V74H176ZM187 75H185V76H187ZM212 75H209V77L210 76H212ZM229 75H235L236 77H238L237 79H240V80H242L243 82L242 83H244L243 85H245L246 86V89H249L250 90V94H251V92H252V96H250V98H247L248 97V95L245 97V98H247V99H245V98H243V93L245 92V90H242L243 89V87H241V84L239 83V81H237V85H234V86H232L233 87V90H231V91H228V90H225V91H222L221 90V88L222 87H224V85H226V84H228V85H231V83H232V81L231 80H229ZM84 76V75H83ZM171 76H173L174 77V75H170V77ZM205 76V78H207L206 77V75H204ZM208 76V75H207ZM221 76H224V77H226V79H225V81L224 82H222L220 79H221ZM54 77V76H53ZM85 77V76H84ZM164 77V76H163ZM166 77V76H165ZM172 77V78H173ZM178 77V76H177ZM78 78H80V77H78ZM114 78V81L116 82V84H117V86L119 87V86H121V81H120V79L118 80V78L115 76V77H113ZM117 78V79H116ZM175 78V77H174ZM180 78V77H179ZM110 79H112V77L110 78ZM124 79V78H123ZM137 79V78H136ZM170 79V78H169ZM204 79V78H203ZM211 79V78H210ZM210 79H206V80H210ZM12 80V79H11ZM83 80V79H82ZM172 80V79H171ZM182 80V79H181ZM191 80V79H190ZM223 80V79H222ZM123 81H125V80H123ZM134 83H136V81H138V80H135L134 79ZM141 81H142V79H141ZM178 80H176V82H177ZM201 81H203L202 79H201ZM204 81H205V79H204ZM212 81V80H211ZM13 82H16V81H13ZM66 82V81H65ZM129 82H131V81H129ZM143 82H144V80H143ZM174 82V81H173ZM179 82V81H178ZM183 82H185V81H183ZM182 82V83H183ZM190 82V83H189ZM188 83L186 82V84H181V85H178V87L176 86V87H171V86H174V84L175 83H171V86L170 87H168L169 89L171 88V90L172 91H174V92H172V93H174V94H176V95H180V93H183L182 91H185V92H188L189 94H190V96H192V95H195V94H200V90L201 89H203V88H205L204 87V82H200V81H198V80H195V79H192V81H189ZM216 82V83H215ZM231 82V83H230ZM133 83V84H134ZM139 83V81L137 82V84ZM181 83V82H180ZM7 84V86L4 88V91H3V93L1 94V96H0V101H3L6 97H7V94H8V92H9V87H10V85L11 84H9L8 85V83H6ZM14 84V83H13ZM66 84H67V82H66ZM124 84V83H123ZM137 84H135L136 86H137ZM144 84H145V82H144ZM207 84H209V81H208V83ZM214 84H212L213 86H215ZM15 85V84H14ZM18 85V84H17ZM65 85V84H64ZM68 85V84H67ZM122 86H124V85H122ZM129 86H130V84H129ZM135 86V87H136ZM139 87L141 86V85H138ZM169 86V85H168ZM208 86V85H207ZM51 87V86H50ZM125 87H126V85H125ZM146 87H147V85H146ZM226 87V86H225ZM111 88H112V85H111ZM110 88V89H111ZM124 88V87H123ZM127 88H129L128 86H127ZM141 88V87H140ZM144 88V87H143ZM215 88V87H214ZM115 89H117V88H115ZM126 89V88H125ZM142 89V88H141ZM147 89V88H146ZM151 89V88H150ZM149 89V90H150ZM174 89V90H173ZM205 89V90H206ZM230 89V88H229ZM232 89V88H231ZM245 89V88H244ZM106 90V89H105ZM114 90V89H113ZM143 90H145V89H143ZM155 90V89H154ZM170 90V91H171ZM219 90H221L222 92H220ZM106 91H109V90H106ZM115 91H117V90H115ZM118 91H119V89H118ZM146 91V90H145ZM148 91V90H147ZM153 91V90H152ZM157 91V90H156ZM202 91V90H201ZM141 92H143L144 93V91H141ZM184 92V93H185ZM206 92H208V91H206ZM248 92V91H247ZM87 93V92H86ZM136 93V92H135ZM146 94H149V92L147 93L146 92ZM88 95V94H87ZM87 95H85V93H84V96H85V98H88L87 97ZM94 95V94H93ZM98 95V94H97ZM96 95V96H97ZM128 95L129 96H131V95H133V96H136L135 94H133V92H132V90H131V92H129L128 93ZM89 96V95H88ZM105 96H107V95H105ZM116 96V95H115ZM170 96V95H169ZM195 96H198V95H195ZM259 96V95H258ZM91 97H93L92 95H91ZM95 97V96H94ZM100 98H101V96H99ZM99 98V99H100ZM90 99H92V98H89V100ZM95 99H96V97H95ZM119 99V98H118ZM121 99V98H120ZM181 99H182V97H181ZM88 100V101H89ZM91 101V100H90ZM93 101V100H92ZM99 101V100H98ZM98 101L96 102V104H98ZM120 101V100H119ZM121 101H124V100H122L121 99ZM121 101H120V103H121ZM132 101V100H131ZM164 101V102H163ZM202 101V102H203ZM110 102V101H109ZM110 102V103H111ZM246 102H249V103H251V104H249V105H247V103ZM256 102V106L257 107H255L254 105H253V103H255ZM260 102V101H259ZM262 102V101H261ZM90 103V102H89ZM89 103H88V105H89ZM142 103H146V105L148 104L149 105V107H151V104L153 103L155 106H157V112L155 111V113L153 114V115H151V117H150V119H149V122H146L147 120H148V118L144 121L143 120V118H144V116H143V107L141 108V104ZM164 103V104H163ZM121 104V105H122ZM263 104V103H262ZM101 105V104H100ZM105 105V104H104ZM103 105V107H105ZM131 105H133L134 106V108H132V106ZM144 105V104H143ZM147 105V106H148ZM70 107L72 106V105H69ZM97 106V105H96ZM116 106V107H115ZM73 107V106H72ZM75 108H76V106H74ZM90 107V106H89ZM102 107V108H103ZM148 107V110L150 109ZM99 108V107H98ZM140 108L142 109V111H140ZM152 108H156V107H152ZM151 108V109H152ZM165 108H168V110H165ZM204 108V109H205ZM67 109H68V107H67ZM97 109V108H96ZM100 109H101V106H100ZM22 110V109H21ZM79 110V109H78ZM99 110V109H98ZM261 110V111H260ZM24 111V110H23ZM93 111V110H92ZM110 111H112V112H109ZM138 111H140V115L137 113ZM146 111V110H145ZM150 111H152V110H150ZM167 111L169 112V114H166L167 113ZM251 111V110H250ZM254 111H255V109H254ZM70 112H71V110H70ZM78 112V111H77ZM212 112V113H211ZM72 113H73V111H72ZM112 113V114H111ZM136 113L138 114L137 116H136ZM143 113V114H142ZM148 113V112H147ZM164 113L166 114V115H164ZM245 113H247L246 111L243 113V114H245ZM253 113V112H252ZM34 114V113H33ZM236 114V113H235ZM248 114V113H247ZM45 115V114H44ZM49 115V114H48ZM94 115V114H93ZM97 115V114H96ZM95 115V116H96ZM233 115V114H232ZM237 115V114H236ZM238 115H240V114H238ZM33 116V115H32ZM67 116V115H66ZM140 116V117H139ZM145 116H146V114H145ZM247 116V115H246ZM35 117V116H34ZM33 117V118H34ZM53 117V116H52ZM56 117V116H55ZM137 117H139L140 119H138ZM248 117V116H247ZM50 118V117H49ZM58 118V117H57ZM61 118V119H62ZM106 118V119H105ZM209 118V117H208ZM207 118V119H208ZM212 118V117H211ZM210 118V119H211ZM223 118H222V120H223ZM232 118V117H231ZM240 119H241V121L240 122H242L243 123V121H244V119H243V116H241V117H239ZM239 118H238V121H239ZM38 119V118H37ZM213 119V118H212ZM225 119V120H226ZM47 120H48V118H47ZM50 120V119H49ZM130 121V122H134L135 124H136V122L138 121L139 123V126L141 127V129L143 130V132H137V127H134V126H136V125H134L133 127H134V129L133 128H131V127H129V126H126V124L124 123L125 121ZM221 120V119H220ZM237 120V119H236ZM29 121V120H28ZM28 121L27 120H23V118L21 119L20 118V120H18V118L17 117H12V118H7V117H4V115H2V112L0 111V164L2 163V165H3V170H5V171H7L8 173H6V174H8V178H9V180L12 182V186H14V188L17 190V193H18V198L20 197L19 195H22L21 194V190L19 189V186L20 185H24V186H26V187H28L29 188V190L31 191V193H33V194H37L38 196H40V197H42L43 195L42 194H46V193H48V191H46L45 189V185H46V187H47V185L49 186V184H48V179L49 178H51V177H49V174L47 175H45V177H44V179H43V182H41V183H38V184H36V183H33V181L32 180H35L34 178H30V180H28V179H25V177H23L22 175L23 174H21L20 172H22L23 170L24 171H26V170H28V171H30V169H31V160H26V158L25 159H22L21 158V156H19V158H17V156L21 153L20 151H16V154L15 155H17V156H15V158L14 159H8V157H7V153L5 152V150H8L9 148H10V146L8 145V144H6V145H4V146H1V141H2V139L3 138H8V139H10V137L14 134V133H21V132H25V131H27V132H32V135H33V133H35V128H29V127H26L25 126V124L27 125L28 124ZM51 121H54L53 120V118H52V120ZM92 121H94V122H92ZM215 120H212V123L214 122ZM232 121H234V120H232ZM246 121V120H245ZM250 121V120H249ZM35 122V121H34ZM48 123H49V125H50V122L49 121H47ZM61 122V123H62ZM157 122L160 124V126L159 125H157ZM172 122V124H169V123H171ZM231 122V121H230ZM248 122V121H247ZM246 122V123H247ZM37 123V122H36ZM48 123L46 124V126L48 125ZM55 123V122H54ZM189 123H191V124H193V128L191 129V128H189V129H187V127H184L185 125H187V124H189ZM210 122H207L206 124H205V126H208L207 124H209ZM237 123V122H236ZM245 123V122H244ZM245 123V124H246ZM252 123H253V121H252ZM42 124V123H41ZM53 124V123H52ZM132 124V123H131ZM232 124H233V122H232ZM40 125V124H39ZM153 125V127L155 128V130H156V132L154 133V132H152L151 131V129H150V127ZM212 124L210 123V126H211ZM233 125H235V124H233ZM237 125H238V123H237ZM250 125V124H249ZM252 126H253V124H251ZM35 126V125H34ZM188 126V125H187ZM241 126V125H240ZM239 125H238V127H240ZM257 126V125H256ZM36 127H38V125L36 126ZM95 127V126H94ZM211 127H215V126H211ZM250 127V126H249ZM136 128V129H135ZM154 128H152V129H154ZM203 128H205V130H203ZM225 128H228V129H225ZM234 128H236V127H234ZM246 128V127H245ZM264 128V127H263ZM197 129H199V130H197ZM220 129H218V130H220ZM237 129V128H236ZM235 129V130H236ZM240 129H244L243 128V125H242V127L240 128ZM250 129V128H249ZM252 129V130H251ZM250 129V131H246L245 130V133L246 132H249V134L251 135V137H250V140H252V143L254 144V143H256L257 141H258V137H257V135H256V131H255V128H251ZM93 130V131H92ZM141 130V131H142ZM215 130V129H214ZM226 130V131H225ZM232 130V129H231ZM209 131H212V132H209ZM241 130H238V131H236V132H234L233 133V135H234V137L236 136L237 138H235V140L237 139L238 140V138L240 137H242L241 135H243L242 133H243V130L240 132ZM199 132V133H198ZM232 132H233V130H232ZM212 133V134H211ZM230 133V132H229ZM244 133V134H245ZM170 134H173L174 136L172 137V138H169V135ZM232 134V133H231ZM92 135V134H91ZM232 135V136H233ZM74 136V138L76 139L75 141V143L76 144H78L79 143V141H78V133H76L75 132V135H73ZM93 136V135H92ZM225 136H224V139H225ZM232 136H231V138H232ZM244 136L245 135H243V139H244ZM247 136H249L248 134H247ZM39 137V136H38ZM71 137V136H70ZM69 137V138H70ZM81 137V136H80ZM177 137H179V139H177ZM229 137V136H228ZM261 137V136H260ZM259 137V138H260ZM40 138V137H39ZM68 138V137H67ZM67 138H64V139H59V140H54L53 142H56L57 143V141L59 142V143H71L72 142V137H71V139H67ZM169 138V140H167V139ZM262 138V137H261ZM264 138V137H263ZM149 139V138H148ZM222 139V138H221ZM227 139V138H226ZM223 140V139H222ZM240 140V139H239ZM10 141V140H9ZM8 141V142H9ZM74 141V140H73ZM191 141H193V143L195 142V145H193V144H191L192 142ZM198 141V142H197ZM260 141H262V140H260ZM50 142V141H49ZM53 142H50V143H53ZM100 142V141H99ZM10 143V142H9ZM49 143V144H50ZM226 143V142H225ZM11 144V143H10ZM13 144V143H12ZM15 144V143H14ZM44 144V143H43ZM46 144V143H45ZM55 144V143H54ZM97 144H99L98 142H97ZM101 144V143H100ZM200 144V143H199ZM262 144H264L263 142H262ZM262 144H260V143H258L257 145H258V147L260 146V145H262ZM52 145V144H51ZM247 145V144H246ZM16 146V145H15ZM42 146V145H41ZM40 146V148H41V152H43V153H48V150H50L51 149V146L49 147L50 149H48V145L47 146H42L41 147ZM98 146V145H97ZM216 146V145H215ZM248 146V145H247ZM255 146V145H254ZM13 147V146H12ZM78 147V146H77ZM82 147V146H81ZM241 147V146H240ZM256 147V146H255ZM197 148H198V146H197ZM216 148H217V146H216ZM11 149V148H10ZM20 149V148H19ZM78 149V148H77ZM101 149V148H100ZM146 149H148V148H146ZM149 149H150V146H149ZM148 149V150H149ZM157 149V148H156ZM198 149H200V146H199V148ZM12 150V149H11ZM79 150V149H78ZM102 150V151H103ZM242 150V149H241ZM256 150H257V148H256ZM259 150V149H258ZM262 150V149H261ZM51 151V150H50ZM158 151V150H157ZM166 151V152H167ZM174 151L176 152V153H174ZM239 151V150H238ZM39 152V151H38ZM40 152V153H41ZM79 152L80 151H78V155H80L79 154ZM88 152V151H87ZM86 152V153H87ZM205 152V153H204ZM235 152H237V151H235ZM40 153H39V156H40ZM50 153H52V151L50 152ZM91 154V153H90ZM89 154V152H88V155H90ZM21 155H22V153H21ZM51 155V154H50ZM87 155V156H88ZM92 155V154H91ZM91 155H90V157H91ZM120 155H122V154H120ZM167 155H168V153H167ZM260 155V154H259ZM14 156V155H13ZM46 156H48V155H46ZM76 156L77 155H75V159H76ZM85 156H86V154H85ZM36 157V156H35ZM92 157H93V155H92ZM105 157V156H104ZM246 157L248 158V156L246 155ZM40 158V157H39ZM52 158H53V156H52ZM65 160H66V158L65 157H63ZM81 158V157H80ZM85 158V160H86V157H82V159H84ZM192 158V159H193ZM239 158V159H238ZM252 158H254V157H252ZM258 158H259V164H258V162L256 161L255 162V158H254V160H253V162H255L257 165H258V168H259V170L258 171H260L259 173H263V169H264V162H263V158L261 157V156H258ZM35 159V158H34ZM50 159V158H49ZM90 159V158H89ZM249 159V158H248ZM51 160V159H50ZM88 160V159H87ZM91 160V159H90ZM103 160V159H102ZM251 160V159H250ZM30 161V162H29ZM32 161H34V160H32ZM36 161H37V159H36ZM40 161V160H39ZM43 161V159L41 160V162ZM52 162H55V160L54 159H52L51 160ZM57 161V160H56ZM62 162H63V160H61ZM75 161V160H74ZM200 161V162H201ZM44 162V161H43ZM66 162H68V160L66 161ZM65 162V163H66ZM197 162V161H196ZM246 162V161H245ZM252 162V163H253ZM57 163V162H56ZM69 163V162H68ZM76 163V162H75ZM77 163H78V161H77ZM80 163V162H79ZM88 163V162H87ZM91 163V162H90ZM252 163H250V164H252ZM16 164H20V167H21V171L19 172L17 169H16ZM40 165H41V163H39ZM46 164V163H45ZM45 164H42L43 165V167H44V165ZM48 164V163H47ZM53 164V163H52ZM67 164V163H66ZM122 164H123V162H122ZM129 164V163H128ZM233 164V163H232ZM36 165H37V163H36ZM49 165V164H48ZM246 165V164H245ZM244 165V166H245ZM252 165H255V164H252ZM35 166V165H34ZM34 166H33V168H34ZM45 166H47V165H45ZM52 166V165H51ZM58 166V165H57ZM61 167H62V165H60ZM250 166V165H249ZM18 167V166H17ZM38 167V166H37ZM36 166H35V168H37ZM42 167V166H41ZM126 167H127V165H126ZM233 167V166H232ZM19 168V167H18ZM40 168V167H39ZM45 168V167H44ZM43 168V169H44ZM60 168V167H59ZM62 168H64V167H62ZM245 168V167H244ZM250 168V167H249ZM248 168V169H249ZM257 168V169H258ZM41 169V168H40ZM46 169V168H45ZM48 169H50V168H48ZM54 169V168H53ZM230 169H232V168H230ZM236 169V168H235ZM51 170V169H50ZM28 171H26V172H28ZM35 171V170H34ZM40 171V170H39ZM43 171H45V170H42V173H43ZM47 171V170H46ZM243 171V170H242ZM246 171V170H245ZM249 171H251V170H249ZM31 172V171H30ZM37 172V171H36ZM35 172V173H36ZM48 172V171H47ZM23 173V172H22ZM40 173H41V171H40ZM45 173V172H44ZM49 173H50V171H49ZM54 173V172H53ZM118 173V172H117ZM120 173V172H119ZM122 173V172H121ZM244 173V172H243ZM38 175H39V173H37ZM124 174V173H123ZM32 175H34L33 173H32ZM55 175H56V173H55ZM59 175V174H58ZM64 175V174H63ZM62 175V177H65V175L63 176ZM50 176H53L52 174L50 175ZM61 176V175H60ZM238 176V175H237ZM240 176V175H239ZM238 176V177H239ZM263 176V175H262ZM261 176V177H262ZM4 177V176H3ZM27 177V176H26ZM67 177V176H66ZM109 177H110V175H109ZM114 177V176H113ZM36 178H37V175H36ZM56 178H58V180L61 178V177H58V176H56ZM112 178V177H111ZM138 178V177H137ZM137 178H135V181L136 180H138ZM66 179V178H65ZM65 179H63V180H65ZM110 178H105L104 180H109ZM239 179V178H238ZM57 180V181H58ZM62 180V181H63ZM140 180H141V178H140ZM142 180L143 181H145L143 178H142ZM141 180V181H142ZM66 181V180H65ZM140 181V182H141ZM140 182H138V185L136 186V188H134V191L136 192V191H141L142 189H143V187H139V183ZM263 182H264V180H263ZM64 183V182H63ZM67 183V182H66ZM210 183V182H209ZM10 184V183H9ZM137 184V183H136ZM146 184V183H145ZM212 184V183H211ZM211 184H209V185H211ZM214 184V183H213ZM211 185V186H214V185ZM68 185V184H67ZM67 185H63V188L62 189H60V190H56V192H55V194H53V195H50V196H47V197H45V195H44V199H45V201H46V203L47 204H53L55 201H59V196H60V194L61 193H63L64 191H69V186L67 187ZM141 185V184H140ZM209 185H208V187H209ZM9 189V187L7 186V184L5 183V182H2V181H0V212H4L5 213V216H0V264H9L10 263V261L12 260L11 259V257L13 256L14 257V260L17 262V264H33V263H35L36 262V259L37 258H35L34 256H33V258H30V257H28L27 256V254L23 251V245H20L19 246V243H18V246L16 245V240H14V238L9 234V235H7L8 234V231H10L8 228H9V226H11L14 230H16L17 229V227H19L18 225H17V227L14 225L15 224V222H14V224L13 223H10V222H8V219L10 218V217H13V216H15V215H13V212H15V209L16 208H14L11 204H7L6 206H4V205H2V194H6V193H4V190L5 189H7V188ZM49 187H51V186H49ZM204 187V186H203ZM52 188V187H51ZM55 188V187H54ZM54 188L52 189V190H54ZM130 188H133L132 186L130 187ZM141 188V190H138V189H140ZM145 188H146V186L144 187V190H145ZM199 188H201L200 186H199ZM205 188V187H204ZM207 188V187H206ZM217 188V187H216ZM93 189V188H92ZM48 190V189H47ZM54 190V191H55ZM201 190V189H200ZM46 191V192H45ZM98 191V190H97ZM146 191V190H145ZM191 191V190H190ZM205 191L206 192H209V193H211V194H215V195H217L218 194V192H216L215 191V188L214 187H210V188H207V190H204L203 189V193H205ZM257 192H258V190H256ZM261 191V190H260ZM259 191V192H260ZM51 192V191H50ZM94 192V191H93ZM98 192H100L101 194H103L104 193V191L103 190H101V189H99V191ZM151 192H152V190H151ZM154 192H156V191H154ZM193 192V191H192ZM195 192V191H194ZM223 191L221 190V192L220 193H222ZM225 192V191H224ZM224 192H223V195H224ZM228 192V191H227ZM227 192L225 193V194H227ZM230 192H231V190H230ZM242 192V191H241ZM259 192L258 193H255V195L256 196H258L259 195ZM262 192V191H261ZM168 193V192H167ZM202 193V192H201ZM74 194V193H73ZM137 194V193H136ZM153 193H151V195H152ZM197 194H199V193H197ZM197 194H196V196H197ZM207 194L208 193H206V196H207ZM211 194H209V195H211ZM258 194V195H257ZM24 195V194H23ZM75 195V194H74ZM92 195V194H91ZM149 195V194H148ZM190 195H193V194H190ZM201 196V195H200ZM220 200L222 201V195L220 194ZM227 196H228V194H227ZM226 195H225V197H227ZM260 196V195H259ZM261 196H263V195H261ZM9 197V196H8ZM8 197H6V198H8ZM24 197H25V195H24ZM90 198H91V196H89ZM93 195H92V199H93ZM173 197V196H172ZM193 197V196H192ZM192 197H190L191 199H192ZM202 197H203V195H202ZM200 198L199 200H201L202 201V199L203 198ZM209 197V196H208ZM212 197V196H211ZM217 197V196H216ZM73 198V197H72ZM71 198V199H72ZM75 198H76V195H75ZM75 198L73 199V200H75ZM193 198H195V197H193ZM205 196H204V199H203V201L202 202H199V204H200V206H201V208L199 209V207H198V209L199 210H194V208L192 207L191 208V206H188L187 205V207H181L180 206V212H179V215L180 216H178V217H180V218H178L177 219V217H176V215H177V213L175 212V210L170 206L169 207V209H172V212H170L171 210H168V208L165 206V210H163V206L161 207V205H157L158 206V208H159V211H160V215H164L165 217H166V223L168 224V226L169 227H166V228H164L163 230H162V240H160V246L159 247H157V249H158V255L156 256V263H159V264H181L180 262H181V260H185L186 261V264H218L217 262H215V257L218 255V258H219V256L220 257H223V256H228V258H226V260H223V261H225L224 262V264H248V257H247V255H245V253H246V251L248 250V248H249V245L251 246V247H253L255 250H256V248H258V245L260 246L259 248H260V250H259V252H261V259H262V261L260 260V258L258 259V260H260V262L261 263H256V264H264V234L262 233V231H263V229H262V231L260 232V233H258V232H256L257 231V229L255 230V233L253 234V228H252V233L250 232H247V234L249 233L250 235L251 234H253L254 235V238H257V244H256V239L255 240H253L254 242H252L251 241V239H250V236H249V234L247 235V234H245V233H243L242 232V230H240V227H239V229L237 228V226H238V224L237 225H235L234 227H235V229H236V231L237 232H235L236 234H233L234 232H232V231H235V229L234 230H232L231 231V227L229 226V223H231V222H229L228 220V215L230 214V217H231V213H228V211H230L229 209H227L228 211H225L224 209H222L221 211H219V209H216L215 210V213H212L213 215H214V219H213V221L212 222H210L211 220L209 219V213H211V208H213V207H210V204H208L206 201L204 202V200H205ZM210 198V197H209ZM224 198V197H223ZM21 199V198H20ZM129 199H131V198H129ZM212 199V198H211ZM210 199V200H211ZM215 199V198H214ZM5 200V199H4ZM195 200V199H194ZM8 201H9V199H8ZM8 201H7V203H8ZM68 201V200H67ZM149 201V200H148ZM196 202H197V200H195ZM215 201H216V199H215ZM215 201H214V203H215ZM225 201V200H224ZM10 202V201H9ZM72 202V201H71ZM194 202V201H193ZM209 202V201H208ZM228 202V201H227ZM75 203V202H74ZM101 203V202H100ZM111 204H113V202L111 201L110 202ZM188 203V202H187ZM210 203H212V202H210ZM214 203H213V205H214ZM220 203V202H219ZM224 203H226V202H224ZM140 204V203H139ZM160 204V203H159ZM196 204V203H195ZM197 204H198V202H197ZM198 204V205H199ZM217 204V206H218V203H216ZM62 208H60V209H58L60 212H61V214H62V219H57V221L61 224V227H62V232L58 229H56V231L54 232V231H50V229H44L43 230V233H44V235L45 234H49L50 236H48L49 238L50 237H52V239L51 240H53V241H49V242H47L46 241V239L45 238H40L41 240V244L43 245H46L47 244V247H48V250H47V248H46V250H47V252H49V249H54V254H53V256L52 257H50V259L49 260H47V261H44L43 262V264H62L63 262H66L67 261V258H66V256H71V257H73V255H74V253L73 252H71V251H69V249L71 248V247H73L74 248V246H70V248H69V245H70V242H69V238H67L66 237V234H69L70 232H71V229L69 228V223H66V221H68L69 220V217H71V215L69 216V211L72 213V212H74V209H70L69 208V203L68 202H65V200H64V202H62ZM135 205V204H134ZM136 205H138V203L136 204ZM189 205H194V204H189ZM198 205H196V206H198ZM212 205V204H211ZM227 205V204H226ZM230 205V204H229ZM228 205V206H229ZM174 206V205H173ZM221 206H223V207H225V205H221ZM221 206H219V207H221ZM114 207H116V205L115 206H113V210L114 211H116L115 210V208ZM138 207H139V205H138ZM137 207V208H138ZM141 207V206H140ZM154 207V206H153ZM233 207V206H232ZM32 208V207H31ZM111 208V207H110ZM128 208V207H127ZM133 208V207H132ZM234 208V207H233ZM95 209V208H94ZM94 209H92V210H85V212L84 213H86V215H88V216H90V217H92V218H94V216H93V213H92V211L94 210ZM118 209V208H117ZM130 209V208H129ZM135 209V208H134ZM142 209V208H141ZM145 209V208H144ZM148 209V208H147ZM178 209V208H177ZM26 210V209H25ZM55 210V209H54ZM77 210H78V208H77ZM76 210V211H77ZM82 210V209H81ZM137 210V209H136ZM151 210V209H150ZM168 210V211H167ZM233 210V209H232ZM17 211V210H16ZM58 211V212H59ZM84 211V210H83ZM83 211H82V213H83ZM110 211H112V208H111V210ZM118 211V210H117ZM131 211V210H130ZM130 211H129V213H128V215H130ZM146 211V210H145ZM51 212H53V211H51ZM134 212V211H133ZM133 212H131V213H133ZM178 212V211H177ZM214 212V211H213ZM3 213V214H4ZM70 213V214H71ZM75 213V212H74ZM77 213V212H76ZM76 213H75V215H76ZM81 213V214H82ZM117 213V212H116ZM7 214V215H6ZM134 214V213H133ZM133 214H131V215H133ZM154 214V213H153ZM72 215H73V213H72ZM80 215V214H79ZM118 215V214H117ZM130 215V216H131ZM74 216V215H73ZM77 216V215H76ZM81 216V215H80ZM79 216V217H80ZM155 216V215H154ZM212 216V215H211ZM129 217V216H128ZM188 218L189 219H191V220H188ZM264 218V217H263ZM262 218V219H263ZM11 219H13V218H10L9 220H11ZM133 219V218H132ZM161 219V218H160ZM160 219H158V220H160ZM228 219V220H227ZM258 219V218H257ZM256 219V220H257ZM64 220V221H63ZM66 220V221H65ZM162 220V219H161ZM193 220V221H192ZM210 220V221H209ZM140 221V220H139ZM151 221V220H150ZM254 221V220H253ZM264 221V220H263ZM257 222V221H256ZM254 223V224H256L257 225V223ZM196 223V224H195ZM210 223L212 224V225H214L216 228H217V230H218V228H220V229H224V231L227 233V237L230 239V240H228L229 242H231V240L233 239L234 240V237H235V235H236V237H239L240 238V241L237 243V244H235V242H233L234 244L232 245L233 246V250H230V249H232V248H230V249H226L225 247H224V251H215V249L213 248L214 247V243H212V241H211V238H204V237H202L201 235H203V234H200V231L203 229H206V230H209V226H210ZM247 223H249V222H247ZM260 223V222H259ZM258 223V224H259ZM17 224V223H16ZM94 224H95V227H94V235H101V234H103V230H102V228H100V227H98V225H97V221L95 220L94 221ZM166 224V225H167ZM93 225V224H92ZM131 226H132V223L130 224ZM242 225V224H241ZM256 225H254V226H256ZM76 226V225H75ZM262 228H264V222H262ZM76 227H78V226H76ZM110 229H114V226H113V224H111V225H109L108 226ZM211 227V226H210ZM233 227V226H232ZM257 227H259V226H257ZM37 228V227H36ZM135 228V227H134ZM147 228H152V229H154L157 233H156V235H159V234H161L160 232H161V230H160V228H159V226H158V222H155V225H154V227H152L151 225H147ZM242 228H244V227H242ZM11 229V228H10ZM12 229V230H13ZM20 229V228H19ZM40 229V228H39ZM131 229H133V228H131ZM233 229V228H232ZM260 229V228H259ZM41 230V229H40ZM211 230V229H210ZM214 230V229H213ZM212 230V231H213ZM243 230H245V229H243ZM74 231H77V232H79V234L81 235V233H80V228H76ZM187 231H189V232H187ZM215 231H216V229H215ZM7 232V233H6ZM12 232V231H11ZM18 232V231H17ZM54 232V233H53ZM119 231H117V233H118ZM120 232H121V230H120ZM169 233L167 236H165V234L164 233ZM176 232H181V234H182V236H180L179 237V235H180V233H179V235L177 234V236H176ZM214 232V231H213ZM264 232V231H263ZM21 233V232H20ZM123 233H125V232H123ZM131 233V232H130ZM212 233V232H211ZM218 233V232H217ZM18 234H19V232H18ZM206 234H208V233H206ZM213 234H215V233H213ZM223 234H224V232H223ZM43 235V234H42ZM43 235V236H44ZM73 236L75 235V234H72ZM125 235V234H124ZM127 235V234H126ZM134 235V234H133ZM205 235V234H204ZM212 235V234H211ZM210 235V233H209V236H211ZM18 236V235H17ZM137 236V235H136ZM165 236V237H164ZM192 238V240H190L191 238ZM218 236H219V233H218ZM225 236V235H224ZM47 237V236H46ZM134 237V236H133ZM142 237V236H141ZM160 237V236H159ZM17 238V237H16ZM48 238V239H49ZM118 238V237H117ZM119 238H120V243L122 244V243H125V244H123V246L124 245H128L127 247H129V244H132V242H125L124 240L126 239H124V237H123V234H121L120 233V236H119ZM129 238V237H128ZM213 238H214V236H213ZM217 238V237H216ZM223 238V237H222ZM226 238V237H225ZM143 239H147V238H143ZM156 239V238H155ZM133 240V239H132ZM206 240V244H207V242H208V244L206 245V246H203L202 248H200L201 246H202V244L204 243V241ZM216 240V239H215ZM220 240H222V239H220ZM237 241H238V239H236ZM87 241V240H86ZM134 241V240H133ZM226 241V240H225ZM225 241H224V244H227V243H225ZM235 241V240H234ZM22 242V241H21ZM71 242H75V241H71ZM145 242V241H144ZM144 242H142L143 244H144ZM37 243V242H36ZM134 243H135V241H134ZM133 243V244H134ZM146 243V242H145ZM189 243H191L190 244V246H189V248H188V244ZM221 243H222V241H221ZM23 244V243H22ZM75 244L76 245H79L80 246V251H83L84 253H89V251H94L95 252V254L99 257V256H101L102 257V255H100L101 254V252L99 251L100 250V248L103 246V247H105L106 249H108V250H111L113 253V257L114 258H116V259H120V254H118L117 253V251H115V250H113V248H112V246H111V242H108L107 241V239H106V236L104 235V237H103V239H101V240H99L97 243L94 241V239H93V236L89 239V241L86 243V244H84V243H82L81 244V242H75ZM113 244V243H112ZM230 244V243H229ZM72 245H73V243H72ZM135 245V244H134ZM142 245V244H141ZM144 245H146V244H144ZM216 245V244H215ZM219 245V244H218ZM65 246H68V248L69 249H65ZM120 246V245H119ZM148 246V245H147ZM217 246V245H216ZM44 247H46V246H44ZM93 247L95 248V249H93ZM122 247V246H121ZM126 247V248H127ZM136 247V246H135ZM143 247V246H142ZM151 247V246H150ZM206 249H205V248ZM229 247H230V245H229ZM248 247V248H247ZM9 249V250H7V249ZM133 248V247H132ZM148 247H146V251L145 252H149V250L147 249ZM156 248V247H155ZM217 248V247H216ZM247 248V249H246ZM252 248V249H253ZM72 249V248H71ZM76 249V248H75ZM122 249H123V247H122ZM190 249H192L191 251H189ZM8 252H7V251ZM13 250H17L16 252H14V254H12V256H10L8 253H10V252H12ZM246 250V251H245ZM62 252L63 253V255H59L58 253L59 252ZM125 251V250H124ZM241 251H243V252H241ZM244 251H245V253H244ZM253 250H251V252H252ZM46 252V253H47ZM100 252V253H99ZM189 252V256L187 255V253ZM258 252V251H257ZM64 254H67L66 256L64 255ZM253 254H254V252H253ZM252 254V255H253ZM257 254V257H258V253H256V251H255V255ZM235 255H236V257H235ZM49 256V255H48ZM78 256H79V254H78ZM136 256L137 257H141L142 258V260H141V262L143 263V264H153V263H151V262H148V260L146 259V253H143V252H136ZM97 257V258H98ZM101 257H99V258H101ZM235 257V258H234ZM252 257H254V255L252 256ZM251 257V258H252ZM98 258V259H99ZM217 258V257H216ZM217 258V259H218ZM85 259V258H84ZM102 259V258H101ZM212 259H214V261L212 260ZM223 259H225V258H223ZM250 259V258H249ZM112 260V259H111ZM111 260H108L107 262L109 263V262H112ZM219 260V259H218ZM253 260V259H252ZM97 261H99V260H97ZM154 261V260H153ZM152 261V262H153ZM220 261V260H219ZM252 262V263H251ZM251 262H249V263H251V264H255V262L254 261H251ZM141 263V264H142ZM220 263V262H219ZM222 263V262H221ZM220 263V264H221ZM184 264V263H183Z\"/></svg>",
	"mask_w": 264,
	"mask_h": 264
}]
</instances>
